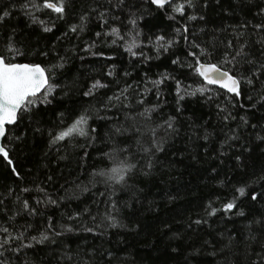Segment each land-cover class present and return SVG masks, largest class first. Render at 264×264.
<instances>
[{
	"label": "snow or ice",
	"instance_id": "snow-or-ice-1",
	"mask_svg": "<svg viewBox=\"0 0 264 264\" xmlns=\"http://www.w3.org/2000/svg\"><path fill=\"white\" fill-rule=\"evenodd\" d=\"M221 0H215L220 4ZM252 4V0H233L237 5ZM141 5L137 7V5ZM143 4L155 6L157 10H164L167 5L171 12L166 13V18L171 21L177 20V14L185 23L173 29L170 36L155 35L148 36L147 41L140 39L144 33L139 28V22L144 19L143 13L146 9ZM209 0H92L87 9L80 11L77 15L75 11L76 0H23L20 5L13 4L12 9L0 10V26L10 18L12 10L19 7L28 20V27L36 25L43 33H51L57 26L56 21H64L69 15L75 16L77 22L68 25L67 30L62 33L68 36L70 33L79 36L88 30V24L94 18L99 22L101 31L94 33L96 39L86 42L84 52L93 56H104L103 52L92 51L97 47V40L100 37H111L107 47H113L122 42L124 52L130 61L139 60L141 64L152 59H159L164 54L171 53L175 58L171 59V64L180 69L187 68L193 76L202 78V83L195 88L187 85L183 80L177 78L170 72L159 73L156 78L143 74L142 80H134L128 83L131 73L125 71L122 75L124 83L116 78L115 65H108L109 70L104 74L105 78H111L115 82V90L110 95L101 97L97 104H89L83 108L78 115L72 118L71 123L67 122L64 112H57V120L53 127H45L43 112L54 101L58 99L57 90L61 91V97L67 96L64 91L65 85L55 83L56 71L65 66L64 56H58V62L42 66L39 63H17L13 62L17 57H23L24 52L17 46L15 41L16 30L12 29L4 42V53L0 54V157L10 167L11 174L17 179H22L17 170L10 152L15 151L17 144L23 145L29 134L32 137L37 135H47L48 148H57L61 142L70 141L78 136L84 138L85 144L79 145L84 149V156L88 155L87 149L93 147L97 141L103 144L107 151L101 152V156L110 161L111 166L101 170H94L93 177L101 178L97 183H103L105 191L101 196H105L104 204L106 208L101 214H93L90 208L82 210H71V213H62V220H56L52 215H45L44 209L56 206L59 208L61 202L76 198L72 188H61L63 195L50 194L45 187L40 184L35 185V190L41 196L23 199L21 195L15 196L12 200V207L5 204V199L11 198L13 189L8 188L7 193H0V264H34L28 257L29 250H35L38 245H57L56 251L59 255L57 264H114L118 259L116 253L110 249H102L99 252L95 248L87 251L77 245L75 249L66 243L68 234L80 232L92 233L94 236L104 237L106 230H101V225L96 223L97 217L102 216V221L106 222L105 227L116 229L124 227L120 222V215L123 207H131L126 201H119L116 198L117 187L121 191L126 190L128 178L140 174L149 176L153 173L159 162V154H163L168 147L169 140L181 133V119L191 121V117H183V101L186 98L199 96L202 103L215 107V115L218 120L227 128L225 138L220 142V156L227 153L224 148H233L237 141L241 139L240 133L247 131L249 136L260 143H264V124H251L246 115L239 117L234 114L236 108L244 109L245 105L240 103V98L244 97L249 102L251 109H256L257 104H264V7H258L253 14L257 22L250 19H242L237 24H226L223 27L212 28L206 31L207 20L203 14V9L208 7ZM186 9L191 11L186 13ZM46 10L54 13V17L41 18V14ZM224 11L232 15L227 9ZM119 12L121 15H117ZM122 16L124 17L122 19ZM200 21L204 26L190 30V22ZM124 28L126 31H121ZM197 32L202 36H207L206 40H199ZM225 34H227L225 36ZM224 36V39H221ZM2 37V34H0ZM57 39H60L58 37ZM185 45V59L176 56L172 50L180 40ZM256 50L253 51V47ZM151 48L154 55H148L144 49ZM43 57L50 55L49 51H39L34 53ZM192 58V62H187V58ZM112 59L111 57H105ZM83 59V57H81ZM214 61V62H213ZM175 85V115L168 114L167 119H161L154 123L152 116L157 113L167 101L164 100L163 86L167 82ZM260 84L256 89L258 98L252 103L254 97L247 95L248 87ZM210 85H218L223 93L210 88ZM242 85L245 86L242 90ZM113 85L101 79L92 80L82 91V96L90 100H95L97 95L105 92ZM43 90V91H42ZM149 94L155 95V102L148 103ZM224 100L220 102V96ZM111 113V115L109 114ZM104 121L106 130L99 134L90 121ZM238 121V122H237ZM236 123L235 128L229 127ZM189 139L203 140L206 143L210 140L212 133L205 125L189 124ZM25 129L17 134L19 129ZM202 129L200 134L197 129ZM223 131V128L221 129ZM5 140L7 143H5ZM207 148L205 147V152ZM251 152V147L240 145V154L234 157L237 169L243 171L246 167L242 159L245 153ZM182 155V154H181ZM60 160L66 159L64 156ZM195 159V156L193 157ZM223 162V161H221ZM217 169L213 168L215 173ZM53 177L47 176L46 183L51 182ZM230 182V180H229ZM225 180H219L218 184L224 185ZM264 184V174L258 178H253L247 183L234 186L236 193L227 203L220 208L214 207V200H209L205 205V215L189 224L211 225L209 221L215 218L218 213H223L229 220L232 217L244 218V232H233L226 230L215 233L220 238V248H215L212 241L205 239L203 244L210 245L213 250L208 253L215 257L218 252L227 249L234 255H243L246 264H264V189L260 191H250L252 185ZM75 188L88 191L87 187L81 188L79 184ZM32 187L20 189V193H30ZM250 193V194H249ZM250 198L254 205L259 206V214L252 213L246 216L244 208L240 207L241 198ZM219 200V197H216ZM43 206V208L41 207ZM85 214L91 219L95 227L88 226L84 222ZM40 217L41 223L36 226L30 222L33 217ZM17 217L28 218L24 224L16 225ZM243 237L240 239L239 237ZM173 240H181L179 233H173ZM243 246V251L235 249ZM258 249V250H256ZM176 255H181L179 245L171 248ZM201 251L195 248L189 252L182 264H191L189 256ZM23 254V255H21ZM99 256V259L97 258ZM254 257V258H253Z\"/></svg>",
	"mask_w": 264,
	"mask_h": 264
},
{
	"label": "trees",
	"instance_id": "trees-1",
	"mask_svg": "<svg viewBox=\"0 0 264 264\" xmlns=\"http://www.w3.org/2000/svg\"><path fill=\"white\" fill-rule=\"evenodd\" d=\"M176 2V1H175ZM23 0H0V10L12 9V5L22 4ZM92 0H76L75 11L78 15L82 8L87 6ZM141 5H137L140 7ZM146 11L143 13L144 19L139 22V28L144 35L140 38L147 41L148 36L165 35L170 36L173 29L185 23L177 14V20L171 21L166 18V13L171 12L168 6L164 10H157L155 6L149 4L142 5ZM258 7H264V0H252V4L245 2L243 5L233 3V0H221L220 4H216L215 0H209L208 7L203 9V14L207 20L206 31L212 28L223 27L226 24H237L242 19H250L254 22L256 18L254 13ZM224 9L232 12L228 15ZM191 10L186 9V13ZM117 15H121L119 12ZM55 14L50 10H46L41 14V18L54 17ZM124 17L122 16V19ZM75 16L69 15L64 21H56V28L51 33H43L38 26L28 27V20L22 11L17 7L12 10L10 18H8L3 26H0V54L4 53V42L12 29L16 30L15 41L17 46L24 52L23 57H17L13 62L19 63H39L42 66L58 62V56H64L66 63L64 68L56 71L55 83L65 85L64 91L67 96L61 97V91L57 90V100L54 105L50 106L43 112L45 127H53L56 122L57 112H64L67 122L71 123L72 118L79 112L89 107V104H97L101 97L110 95L115 90V82L111 78H105V73L109 70L108 65H115L116 78L120 80L121 85L124 83L123 73L128 71L131 77L127 82L132 83L134 80H142L143 74L147 73L153 79L159 73L165 71L172 73L177 78L184 81L185 84L191 85L192 88L202 83V78L193 76L192 72L180 69L171 64V59L175 58L171 53L164 54L159 59L149 60L147 63L141 64L140 61H130V58L122 47V42H118L116 46L107 47L106 43H110L111 37H100L97 40V47L92 51L103 52L104 56H93L84 52L83 48L86 42L96 39L94 33L101 31L99 22L94 18L88 24V30L79 36L69 34L63 36L68 25L76 23ZM204 26L200 21L190 22V30H196ZM121 31H126L122 28ZM227 34H225L226 36ZM199 40L208 39L197 32ZM60 37V39H57ZM221 36V39H224ZM254 45L253 51L256 50ZM39 51H49L48 57L34 55ZM144 51L148 55H154V50L145 48ZM176 56L185 59V45L181 39L177 46L172 50ZM83 57V59H81ZM111 57L112 59H106ZM187 62L191 63L192 58H187ZM214 62V61H213ZM95 79H101L104 82L111 83L106 92L101 90L95 100H90L82 96V91L87 85ZM264 80V77H261ZM215 91L223 93L225 90L216 86H209ZM245 86L242 85V90ZM175 85L167 82L163 86L164 105L157 113H154L152 120L158 123L161 119H167L168 114L175 115ZM260 88V84L249 86L247 95L254 97L252 103L258 98L256 89ZM155 95L149 94L148 103L155 102ZM223 95L220 96V102H223ZM183 103V117H191V121L181 119V133L179 136L169 140L167 150L163 154H159V162L153 173L149 176L140 174L139 171L135 175L128 178L130 186L124 191L119 187L116 190V198L119 201H126L131 207H123L120 215V222L124 225L122 228H106V222L102 221V216L97 217L96 223L101 225V230H106L107 235L104 237L94 236L92 233L80 232L76 234H68L66 243L73 249L77 245H81L85 251L95 248L99 252L102 249H110L116 253L118 259L114 264H182L184 257L195 248L201 251L195 255L189 256L191 264H246V258L243 255H234L225 249L223 252L213 257L208 255L213 250L210 245L203 244L205 239L212 241L215 248H220V238L215 235L218 232L231 230L233 232H244V218L232 217L229 220L224 214L218 213L215 218L209 221V225H194L189 228V224L196 219L205 215V205L209 200H214V207L220 208L221 205L227 203L236 193L234 186L241 183H247L253 178H258L264 174V143L254 141L249 132L240 133L241 139L236 142L233 148H224L227 153L220 156V142L225 138L227 128L218 120L215 115V107L209 106L201 102L199 96L186 98ZM240 103L245 105L244 109L236 108L233 110L238 117L246 115L251 124H264V104H257L256 109H251L249 102L244 98H240ZM111 115V113H109ZM238 122V121H237ZM91 126L96 127L97 133L102 134L107 125L104 121H90ZM205 125L207 130L212 133L210 140L206 143L203 140L189 139V124ZM231 128L236 127V123L229 125ZM223 128V131L221 130ZM25 129L21 128L20 131ZM202 134V129H197ZM5 143L7 141L5 140ZM85 140L81 137H74L70 141L61 142L57 148H48V138L44 136L32 137L29 134L23 145L17 144L15 151L10 152L17 170L20 172L22 179H17L11 174L10 167L0 157V193H7L9 187L13 189L11 198L5 199V204L12 207V200L15 196L21 195L23 199L31 197L39 198L41 194L35 190V185L40 184L45 187L48 193L63 195L61 188H72L73 195L76 198L61 202V206H51L44 209L45 215H52L56 220H62V213H71V210H82L85 207L90 208L93 214L97 212L103 213L106 205L104 204L105 196L100 193L105 191L103 183L95 181L100 180L99 177H93L94 170L101 171L111 166L110 161L101 156V152L107 151V148L99 141L87 149L88 155L84 156V149L79 145H84ZM244 144L251 147V152L245 153L242 159L246 167L243 171L237 169L234 157L240 154V145ZM205 147L207 151L205 152ZM182 154V155H181ZM64 156L66 159L60 160L59 157ZM195 156V159L193 157ZM223 161V162H221ZM215 168L217 171L212 172ZM51 175L53 180L46 183L47 176ZM219 180H225L224 185L218 184ZM230 180V182H229ZM79 184L81 188L87 187L88 191H81L75 188ZM24 187H32L34 190L30 193H20V189ZM264 189V184L252 185L250 191H260ZM250 194V193H249ZM219 197V200H216ZM240 207L244 208L246 216L261 211L259 206L254 205L250 198H241ZM30 202L31 199H30ZM264 203V199L261 200ZM43 208V206H41ZM28 218L17 217L15 224L21 225ZM84 222L88 226L95 227L87 214L83 217ZM30 222L39 226L40 217L31 218ZM179 233L181 240H173L172 234ZM243 239V237H239ZM179 245L181 255H176L171 248ZM57 245H38L35 250L28 251V257L34 264H57L58 251ZM258 250V249H256ZM235 251H243V246L235 249ZM23 255V254H21ZM99 259V256L97 257ZM254 258V257H253Z\"/></svg>",
	"mask_w": 264,
	"mask_h": 264
},
{
	"label": "water",
	"instance_id": "water-1",
	"mask_svg": "<svg viewBox=\"0 0 264 264\" xmlns=\"http://www.w3.org/2000/svg\"><path fill=\"white\" fill-rule=\"evenodd\" d=\"M176 0H173V2H175ZM17 63H19V62H17ZM212 86H216V87H218L219 88V86L218 85H212ZM43 91V90H42Z\"/></svg>",
	"mask_w": 264,
	"mask_h": 264
}]
</instances>
